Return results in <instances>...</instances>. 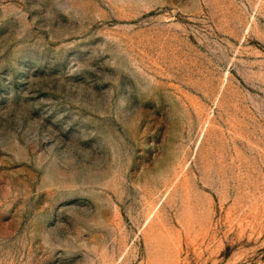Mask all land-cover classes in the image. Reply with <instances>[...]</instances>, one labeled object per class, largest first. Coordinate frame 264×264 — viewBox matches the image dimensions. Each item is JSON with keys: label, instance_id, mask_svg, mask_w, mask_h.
<instances>
[{"label": "rangeland", "instance_id": "1", "mask_svg": "<svg viewBox=\"0 0 264 264\" xmlns=\"http://www.w3.org/2000/svg\"><path fill=\"white\" fill-rule=\"evenodd\" d=\"M0 264H264V0H0Z\"/></svg>", "mask_w": 264, "mask_h": 264}]
</instances>
